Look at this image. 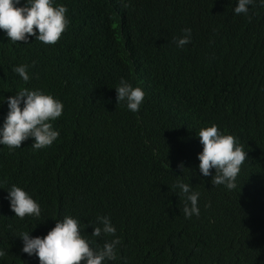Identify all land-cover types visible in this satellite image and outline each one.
<instances>
[{
  "label": "trees",
  "instance_id": "16d2710c",
  "mask_svg": "<svg viewBox=\"0 0 264 264\" xmlns=\"http://www.w3.org/2000/svg\"><path fill=\"white\" fill-rule=\"evenodd\" d=\"M52 3L64 5L70 21L57 43L44 44L35 36L12 43L0 29V128L9 112L7 97L22 88L63 104L62 115L49 121L59 132L52 145L35 150L32 137L13 150L0 144V251L6 253L0 264H8L21 233L35 238L38 231L30 229L38 217L20 219L11 209L12 185L39 201L46 217L71 216L84 232L107 213L121 229L112 264H175L162 248L175 250L185 260L179 264L223 258L224 241L201 242L193 225L208 220L213 210L244 212L251 200L248 185H257L264 174V0H254L247 15L234 13L238 0ZM185 28L191 29L190 43H197L188 65L181 63V48L173 41ZM204 53L213 63L205 57L195 62ZM20 65L29 66L27 84L13 72ZM121 78L144 91L139 111L123 101L117 105ZM217 94L221 102L260 110L254 145L231 191L211 185L215 169L206 179L199 173L203 145L195 132L203 122L198 115L203 106L210 110ZM220 125V133L229 135L231 121ZM178 180L199 193L196 219L183 214L185 203L172 189ZM228 261L255 264L232 256Z\"/></svg>",
  "mask_w": 264,
  "mask_h": 264
},
{
  "label": "clouds",
  "instance_id": "9594fccd",
  "mask_svg": "<svg viewBox=\"0 0 264 264\" xmlns=\"http://www.w3.org/2000/svg\"><path fill=\"white\" fill-rule=\"evenodd\" d=\"M253 2L254 0H238L234 13L247 15ZM19 4L20 0H0V29L4 30L9 40L12 43L27 42L30 36H35L36 40L44 44L57 43L70 23L65 15L67 8L64 5L54 7L52 0H26L23 6H17ZM182 31L180 37H174L173 41L181 48V63L188 65L193 62L192 52L197 43H190V28ZM204 57L213 63L206 53L199 55L195 62ZM32 63L35 65L36 62ZM28 67H13V72L25 84L30 81ZM115 89L117 105L123 101L130 111H139L145 96L141 88H134L121 78ZM7 102L9 112L0 128V144L13 150L20 148L23 141L32 137L33 149L40 150L52 145L58 138L59 132L53 129L49 121H55L62 115L63 104L60 101L39 90L25 87L7 97ZM211 103L209 111L204 106L201 108L198 117L202 118L203 124L195 132L203 145V151L198 154L199 173L206 179L212 175L211 170L215 169L212 171V180L209 181L211 185H224L223 189L231 191L237 187L236 178L238 179L240 167L254 145L255 132L260 125V110L251 104L221 102L218 94ZM225 120H230L232 124L227 130L230 131L229 135L221 134L217 128ZM194 144V147L199 146V142ZM197 151H194V156ZM178 166L183 171V162ZM172 189L176 197L185 203L182 210L185 218H198L199 193L190 191V185L180 180L172 185ZM248 191L251 200L244 212L236 208L224 215L219 210H213L209 213L208 220L200 224L194 223L193 227L201 242L220 239L225 243L223 258L218 257L217 261L207 264H225L231 256L264 264V174L257 185H248ZM8 199L16 217H38V221L30 226L31 231L38 230L36 237L30 238L29 233H21L19 237L22 240L12 243L13 251L7 258L8 264H112L117 261L121 229L107 213L97 216L96 226L90 223L93 227L84 232L78 221L71 216H66L62 221L46 217L47 213L43 212L44 208L39 201H35L21 187L12 185L8 189ZM223 229L230 234L232 232L234 236L231 237ZM39 233L43 234V238L37 237ZM160 252L171 257L175 264L185 261L173 249L162 248ZM5 255L4 251H0V257ZM21 255L31 261H24Z\"/></svg>",
  "mask_w": 264,
  "mask_h": 264
}]
</instances>
